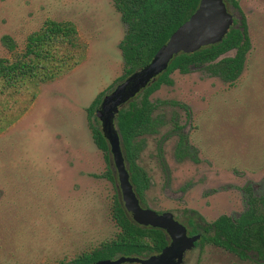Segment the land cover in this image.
<instances>
[{
    "label": "rangeland",
    "instance_id": "obj_1",
    "mask_svg": "<svg viewBox=\"0 0 264 264\" xmlns=\"http://www.w3.org/2000/svg\"><path fill=\"white\" fill-rule=\"evenodd\" d=\"M238 2L251 49L234 87L203 71L174 72L173 83L150 98L160 103L156 133L138 143L137 163L149 178L144 206L172 212L187 227L184 210L208 222L235 216L243 210L241 188L264 185V0ZM46 19L72 22L87 53L72 71L41 85L28 112L0 134V264L71 259L115 232L113 185L86 109L123 74L118 45L126 27L111 0H0V58L12 56L4 37L20 51ZM182 135L190 156L178 159ZM184 264L252 263L207 245Z\"/></svg>",
    "mask_w": 264,
    "mask_h": 264
},
{
    "label": "trees",
    "instance_id": "obj_2",
    "mask_svg": "<svg viewBox=\"0 0 264 264\" xmlns=\"http://www.w3.org/2000/svg\"><path fill=\"white\" fill-rule=\"evenodd\" d=\"M111 1L126 27L118 45L123 61V74L115 82L118 84L147 67L156 52L194 13L200 0ZM224 1L229 9L233 8L242 17L243 31L234 27V21L233 27L220 43L193 54L178 55L164 73L149 80L119 109L116 129L129 165L130 181L143 206V195L149 187V178L137 163L138 143L142 137L153 135L157 130L153 114L160 103L152 102L151 96L161 86L173 83L171 74L174 72L188 74L199 70L218 78L228 87H234L245 67L251 49L246 18L238 0ZM3 43L12 56L0 58V134L28 112L41 85L51 83L72 71L85 60L87 53V45L70 21L46 19L39 30L27 35L20 51H17V45L9 37H4ZM234 52V58L216 62L220 56ZM116 84L109 91L99 94L86 109L92 140L104 154L107 163L104 176L113 185L110 212L115 232L111 238L97 246L53 264H95L119 257H150L159 255L168 244L162 230L134 224L118 195L116 178L110 166L108 144L102 126L95 117L102 98ZM189 154L181 138L176 147V156L182 159ZM243 191L244 211L239 216L233 218L223 215L210 224L197 216V225L205 224L204 232H209L201 238L199 245L203 248L206 244H212L244 260L252 255L264 262V196L254 195L250 187Z\"/></svg>",
    "mask_w": 264,
    "mask_h": 264
},
{
    "label": "water",
    "instance_id": "obj_3",
    "mask_svg": "<svg viewBox=\"0 0 264 264\" xmlns=\"http://www.w3.org/2000/svg\"><path fill=\"white\" fill-rule=\"evenodd\" d=\"M236 17L235 10L229 9L224 0H200L194 13L156 52L147 67L139 74L118 83L102 98L95 117L102 123V132L108 144L110 164L116 175V188L123 208L134 224L162 230L170 242L159 255L143 259L121 257L116 261L106 260L95 264H176L180 254L191 249L199 240V235L188 237L185 227L174 219L171 212L158 213L141 204L130 181L129 165L117 133L116 119L123 103L149 80L164 73L175 57L180 54H193L202 48L220 43L233 26ZM235 55L236 52L224 54L216 62L224 58H234Z\"/></svg>",
    "mask_w": 264,
    "mask_h": 264
},
{
    "label": "flooded vegetation",
    "instance_id": "obj_4",
    "mask_svg": "<svg viewBox=\"0 0 264 264\" xmlns=\"http://www.w3.org/2000/svg\"><path fill=\"white\" fill-rule=\"evenodd\" d=\"M237 14H238V12L237 11H235ZM234 21L236 22V25L234 26L235 28H239L241 31H243V28L241 27V25H242V17L239 15H237V17L234 19ZM246 22H247V20H246ZM234 24V23H233ZM247 26H248V24H247ZM233 27V26H232ZM99 121V120H98ZM99 123H100V125L102 126V123L99 121ZM177 128L178 129H180V130H177ZM176 130L177 131H179V132H182L183 130H184V127H176ZM184 139V144H186V146H187V148H188V142L186 141V139H185V136L184 135H182V136H179V141H178V143L180 142V139ZM178 145V144H177ZM189 149V148H188ZM190 152V151H189ZM110 155V154H109ZM110 166H111V164H110ZM112 168V167H111ZM247 187H250L251 188V190H252V192H253V194L254 195H256V196H258V197H261V196H264V191L262 192V193H260V194H256V190H257V188H264V185H259V184H251V183H247V185L246 186H244V187H242L241 188V193H242V202H243V210H242V212L244 211V191H243V189L244 188H247ZM164 192H166L167 193V190L165 189V191ZM145 207V206H144ZM165 212H168V211H165ZM191 212H194L195 214H193V213H191ZM242 212H240L239 214H237V215H235V216H228V215H225V216H228V217H236V216H239ZM158 213H163V212H158ZM172 213V212H171ZM173 214V216H174V219L175 220H177L178 221V218H177V216H176V214H174V213H172ZM183 215L188 219L187 220V225H188V227L187 226H184L182 223V225L185 227V229H186V232H187V236L188 237H193V236H196V235H199L200 236V238H199V240L198 241H196L195 243H194V246L191 248V249H189V250H186V251H184L183 253H181L180 254V256H179V258H177V260H176V264H184V260H185V257H186V255L189 253V252H191V251H194V250H200L201 252H202V250H204V248H205V246H213V247H215V248H218V249H220V250H223V251H225L226 253H228L229 255H232L233 257H236L239 261H241V262H250V263H252V264H264V262L262 261V260H259L256 256H252V255H250L249 256V258H247V259H242V258H240V257H238L237 255H234V254H232V253H230V252H228V251H226V250H224V249H222V248H220V247H217V246H215V245H212V244H206V245H204V247L202 248L200 245H199V243H200V241H201V238L202 237H204V236H207L208 234H209V232H204V228H206V226H205V224H202V225H197V222L199 221L198 220V217L197 216H199V217H201L197 212H195V211H191V210H184L183 211ZM221 216H223V215H221ZM221 216H219V217H221ZM218 217V218H219ZM202 218V217H201ZM217 218V219H218ZM203 219V218H202ZM204 220V219H203ZM216 220V219H215ZM190 221L192 222L191 223V225L189 224L190 223ZM214 221V220H213ZM213 221H211V222H213ZM179 222V221H178ZM204 222L206 223V224H210L211 222H208V221H206V220H204ZM180 223V222H179ZM195 231V232H194ZM166 235V234H165ZM166 239H167V242H168V244H169V240H168V238H167V236H166ZM167 244V245H168ZM132 257H136V256H132ZM121 257H119V258H116V259H113V260H111V261H116V260H118V259H120ZM137 258H141V259H143V258H146V257H137ZM120 264H140V263H129V262H123V263H120Z\"/></svg>",
    "mask_w": 264,
    "mask_h": 264
}]
</instances>
